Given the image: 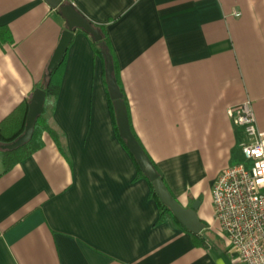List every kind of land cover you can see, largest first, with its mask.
Listing matches in <instances>:
<instances>
[{
    "label": "crops",
    "instance_id": "1",
    "mask_svg": "<svg viewBox=\"0 0 264 264\" xmlns=\"http://www.w3.org/2000/svg\"><path fill=\"white\" fill-rule=\"evenodd\" d=\"M68 5L104 27L131 130L177 202H198L204 230L159 222L116 129L102 51L77 30L44 107L62 150L43 133L42 148L7 171L0 154V264H238L204 231L214 183L245 158L228 109L250 100L264 132V0ZM65 25L44 0H0V122L44 86Z\"/></svg>",
    "mask_w": 264,
    "mask_h": 264
},
{
    "label": "built area",
    "instance_id": "2",
    "mask_svg": "<svg viewBox=\"0 0 264 264\" xmlns=\"http://www.w3.org/2000/svg\"><path fill=\"white\" fill-rule=\"evenodd\" d=\"M227 113L247 136L241 149L250 165L220 174L212 187L213 217L238 264H264V132L250 100Z\"/></svg>",
    "mask_w": 264,
    "mask_h": 264
},
{
    "label": "water",
    "instance_id": "3",
    "mask_svg": "<svg viewBox=\"0 0 264 264\" xmlns=\"http://www.w3.org/2000/svg\"><path fill=\"white\" fill-rule=\"evenodd\" d=\"M52 9L59 10V13L66 20V29L62 32L59 38L58 45L54 54L47 65L46 78H49L52 73L62 63L68 47L74 38L75 31H83L84 34L92 36L95 42L102 40V35L85 17H83L72 5L63 4V0H44ZM104 59V68L106 76L107 90L110 99L113 103L114 116L119 136L124 140L126 148L134 158L139 170L152 184L154 191L158 195L164 206L168 207L173 217L186 229V231L200 235L204 230V225L197 216L198 202L190 208H184L172 196L165 183L160 178L156 166L150 158L145 154V151L134 136L128 118L127 106L123 100V94L115 77V68L113 58L107 48L102 50ZM46 92L39 88L34 91L29 103L28 113L26 116L24 132L16 140L9 144H1V151H15L24 145L28 144L33 137L37 118H39L45 107Z\"/></svg>",
    "mask_w": 264,
    "mask_h": 264
},
{
    "label": "trees",
    "instance_id": "4",
    "mask_svg": "<svg viewBox=\"0 0 264 264\" xmlns=\"http://www.w3.org/2000/svg\"><path fill=\"white\" fill-rule=\"evenodd\" d=\"M63 4H70V0H63ZM93 26L96 29H98L102 35L101 41L94 42L92 40V46H93L94 52L98 55H101V51L103 48H107L108 51L110 52V54L113 58V63H114V68H115V77L117 79V83L120 87V90L123 94V100L127 106L124 90H123L122 85H121L120 80H119L117 63L115 60L113 50L111 48V44H110L108 35H107L106 31L104 30V27L98 26V24L97 25L93 24ZM63 64H64V60L62 61V63L58 67V69L55 70L49 78H47L46 82L44 83V86L42 87V89H44L46 92L45 106L48 104L50 99L57 98L58 91H59V84L57 82H55L54 78L60 72ZM28 103H29L28 101L22 102V104H20L17 108H15L4 120H2L0 122V144L11 143L23 134L24 128H25L26 116L28 113ZM111 103H113V102H111ZM44 112H45V109L43 111V114L39 118H37L38 120H37V123L35 126L33 137L28 144L24 145L23 147L15 150V151H2V152H0L1 157H2V159H1L2 164H3L4 169L6 171L11 169L15 164H17L18 162H20L24 158L31 156L33 153H35L36 151H38L39 149L42 148L43 141L41 138H42L43 133L50 134V136L56 142L58 147L62 150L60 143H59V134L50 127L47 119L44 117ZM155 169L157 170L162 181L164 182V178L161 175V173L159 172V170L156 167H155ZM139 174L143 176V173L140 170H139ZM150 185H151V195L154 199L157 200L158 206L160 209L159 222H164L167 219H172V222H174V224L179 225V223L173 217L169 208L164 206V204L160 201V199H159L158 195L156 194V192L154 191L151 183H150ZM193 238H194V241L196 243H201V244L204 243L203 240H200V238L198 236H193Z\"/></svg>",
    "mask_w": 264,
    "mask_h": 264
},
{
    "label": "rangeland",
    "instance_id": "5",
    "mask_svg": "<svg viewBox=\"0 0 264 264\" xmlns=\"http://www.w3.org/2000/svg\"><path fill=\"white\" fill-rule=\"evenodd\" d=\"M249 162L250 161H247L245 158H242L238 165L248 166L250 165ZM204 235L208 241V244L212 246V248L226 249L228 244L227 239L225 235L219 230L215 222L207 224Z\"/></svg>",
    "mask_w": 264,
    "mask_h": 264
}]
</instances>
